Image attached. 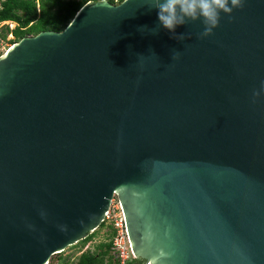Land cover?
<instances>
[{
    "label": "water",
    "instance_id": "water-1",
    "mask_svg": "<svg viewBox=\"0 0 264 264\" xmlns=\"http://www.w3.org/2000/svg\"><path fill=\"white\" fill-rule=\"evenodd\" d=\"M202 31L88 1L0 56V264H47L114 193L145 264H264V0Z\"/></svg>",
    "mask_w": 264,
    "mask_h": 264
},
{
    "label": "trees",
    "instance_id": "trees-1",
    "mask_svg": "<svg viewBox=\"0 0 264 264\" xmlns=\"http://www.w3.org/2000/svg\"><path fill=\"white\" fill-rule=\"evenodd\" d=\"M88 1L101 0H0V42L13 44L24 36L41 31H60ZM107 1L119 3L122 0ZM9 34L12 37L6 39ZM101 224L82 239L83 244L94 236ZM103 225L106 230L104 240L93 249L80 250L75 257L61 251L51 255L47 264H118L111 249V226ZM127 264H144V259L140 256L130 258Z\"/></svg>",
    "mask_w": 264,
    "mask_h": 264
},
{
    "label": "clouds",
    "instance_id": "clouds-1",
    "mask_svg": "<svg viewBox=\"0 0 264 264\" xmlns=\"http://www.w3.org/2000/svg\"><path fill=\"white\" fill-rule=\"evenodd\" d=\"M245 0H148V7L156 9L159 26L172 34V38L183 39L176 28L189 21H200L203 31L200 36L211 35L219 26L221 13L232 19L234 10L243 7ZM143 29V26L141 27ZM174 52L172 60L179 57Z\"/></svg>",
    "mask_w": 264,
    "mask_h": 264
},
{
    "label": "built area",
    "instance_id": "built-area-1",
    "mask_svg": "<svg viewBox=\"0 0 264 264\" xmlns=\"http://www.w3.org/2000/svg\"><path fill=\"white\" fill-rule=\"evenodd\" d=\"M101 223L111 226V249L118 259V264H127L130 258L137 257L131 249L123 209L116 193L111 197L108 207L103 213Z\"/></svg>",
    "mask_w": 264,
    "mask_h": 264
},
{
    "label": "rangeland",
    "instance_id": "rangeland-1",
    "mask_svg": "<svg viewBox=\"0 0 264 264\" xmlns=\"http://www.w3.org/2000/svg\"><path fill=\"white\" fill-rule=\"evenodd\" d=\"M13 24H11L12 26ZM12 36L9 34L7 35V38L6 39H10ZM11 44L9 43H5L4 41H2L0 43V56L9 48ZM116 197L118 198L117 194H116ZM102 226L100 228H98L97 232L94 234V236L89 240L87 241L85 244H83L82 240L70 245V246H67L63 251L62 253L63 254H69V253H72L73 254V257H75L79 252L80 250H85V249H93L95 247V245L99 242V241H102L104 240V233H105V227L103 225V223L101 224ZM72 257V258H73Z\"/></svg>",
    "mask_w": 264,
    "mask_h": 264
},
{
    "label": "crops",
    "instance_id": "crops-1",
    "mask_svg": "<svg viewBox=\"0 0 264 264\" xmlns=\"http://www.w3.org/2000/svg\"><path fill=\"white\" fill-rule=\"evenodd\" d=\"M145 264V263H144Z\"/></svg>",
    "mask_w": 264,
    "mask_h": 264
}]
</instances>
